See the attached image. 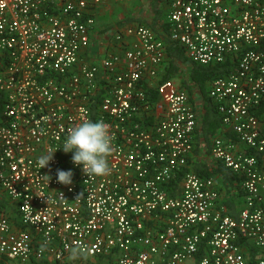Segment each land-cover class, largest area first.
I'll return each instance as SVG.
<instances>
[{"label": "built area", "instance_id": "obj_1", "mask_svg": "<svg viewBox=\"0 0 264 264\" xmlns=\"http://www.w3.org/2000/svg\"><path fill=\"white\" fill-rule=\"evenodd\" d=\"M101 1L0 0V264L62 261L75 245L114 264H264V0H170L166 15L167 38L191 61L222 65L208 96L243 148L215 137L209 154L238 179L236 217L211 178L186 169L197 111L171 79L157 81L164 38L129 26L115 34L121 52L83 58L88 8ZM86 119L110 127V175L88 177L62 149ZM58 169L72 171L70 185Z\"/></svg>", "mask_w": 264, "mask_h": 264}, {"label": "crops", "instance_id": "obj_2", "mask_svg": "<svg viewBox=\"0 0 264 264\" xmlns=\"http://www.w3.org/2000/svg\"><path fill=\"white\" fill-rule=\"evenodd\" d=\"M170 7V0H102L88 8V12L94 18V24L90 28L89 47L86 49L83 58L87 61L98 62L108 53L122 51V43L115 39L116 33H123L129 26L145 25L149 27L157 36L164 38L168 27L166 15ZM129 39V38H127ZM125 38V41H127ZM178 45V44H177ZM186 55V54H185ZM167 66V53L161 64L157 68V81L160 82ZM183 75L174 74L171 78L173 83L186 92L182 84L186 80L188 85V67L182 65ZM208 84V83H207ZM151 89L154 87H150ZM189 102L197 111V123L193 130L191 140L192 149L188 156L187 170L193 171L204 178H211L214 188L219 190L221 201L225 204L227 212L236 217L238 209L242 204V192L237 177L210 157V145L215 137H221L226 142H232L238 149L243 148V144L227 128L223 127L218 114L215 111L219 125L212 134H206L202 127V118L206 111V100L199 93L197 88L193 92L187 93ZM208 96V93H207ZM209 99V96H208ZM210 106L211 100L209 99ZM213 107V106H212ZM180 180L176 177L170 184L164 186L168 194H174ZM0 208L7 209L8 203L0 190ZM11 219L15 225L18 224L17 214L11 212ZM196 258H190L182 264H196ZM158 264H161L160 261Z\"/></svg>", "mask_w": 264, "mask_h": 264}, {"label": "clouds", "instance_id": "obj_3", "mask_svg": "<svg viewBox=\"0 0 264 264\" xmlns=\"http://www.w3.org/2000/svg\"><path fill=\"white\" fill-rule=\"evenodd\" d=\"M113 137L110 127L104 121H92L86 119L76 124L68 131V135L63 143L65 153L73 152L72 162L75 165H82V171L88 177L107 176L111 174L109 157L114 151L112 144ZM57 150V149H56ZM56 150L49 149L47 154L38 158V167H49V162L53 160ZM48 181L49 175H45ZM73 173L71 170H57V181L64 185L72 183ZM45 246H41V251H45ZM69 259L78 260L86 257L80 245H75L67 249Z\"/></svg>", "mask_w": 264, "mask_h": 264}, {"label": "trees", "instance_id": "obj_4", "mask_svg": "<svg viewBox=\"0 0 264 264\" xmlns=\"http://www.w3.org/2000/svg\"><path fill=\"white\" fill-rule=\"evenodd\" d=\"M164 41L166 45L167 53V66L166 70L161 77L160 81H164L168 78H171L174 74L183 75L182 65L188 67L187 76L188 85L186 80L182 81V84L187 90V93L190 94L193 92L194 88H197L199 93L204 97L206 102V111L202 118V127L206 134H212L214 130L218 127L219 122L215 114V109L210 106V101L208 99L207 93L210 82L216 77L220 76L222 72L221 64L213 65H202L196 62L191 61L184 53L183 48L180 45H177L174 42L169 41L167 36H164ZM208 83V87L206 86ZM207 87V89H205ZM147 99L152 102L157 100L156 88H149L146 92ZM212 104V103H211ZM179 177V176H178ZM31 264H114L109 262L107 259L101 256L97 257H88L71 260L69 258L62 261H47V260H30Z\"/></svg>", "mask_w": 264, "mask_h": 264}, {"label": "rangeland", "instance_id": "obj_5", "mask_svg": "<svg viewBox=\"0 0 264 264\" xmlns=\"http://www.w3.org/2000/svg\"><path fill=\"white\" fill-rule=\"evenodd\" d=\"M206 86L208 87V84ZM207 87H205V89H207ZM3 197L5 198V195L4 194H3ZM22 264H31V263H29V261H27V262H24Z\"/></svg>", "mask_w": 264, "mask_h": 264}]
</instances>
